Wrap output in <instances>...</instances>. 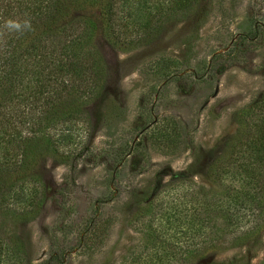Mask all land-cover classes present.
I'll return each instance as SVG.
<instances>
[{
    "label": "rangeland",
    "instance_id": "1",
    "mask_svg": "<svg viewBox=\"0 0 264 264\" xmlns=\"http://www.w3.org/2000/svg\"><path fill=\"white\" fill-rule=\"evenodd\" d=\"M195 9L134 50L100 45L90 123L23 185L35 212L0 220V264H264V180L255 194L241 168L259 132L243 112L264 94V0Z\"/></svg>",
    "mask_w": 264,
    "mask_h": 264
},
{
    "label": "trees",
    "instance_id": "2",
    "mask_svg": "<svg viewBox=\"0 0 264 264\" xmlns=\"http://www.w3.org/2000/svg\"><path fill=\"white\" fill-rule=\"evenodd\" d=\"M197 6L198 0H0V220L19 223L35 212L22 203L23 185L39 181L42 161L60 155L75 124L90 123L86 107L100 99L107 77L100 45L134 50ZM9 18L30 19L34 30L8 33ZM243 113L259 131L241 167L256 194L264 180V94ZM237 224L227 217V225Z\"/></svg>",
    "mask_w": 264,
    "mask_h": 264
},
{
    "label": "clouds",
    "instance_id": "3",
    "mask_svg": "<svg viewBox=\"0 0 264 264\" xmlns=\"http://www.w3.org/2000/svg\"><path fill=\"white\" fill-rule=\"evenodd\" d=\"M3 29L8 33H16L23 35L26 32L33 31V25L30 19H7L3 24ZM3 31H0V35H3Z\"/></svg>",
    "mask_w": 264,
    "mask_h": 264
}]
</instances>
